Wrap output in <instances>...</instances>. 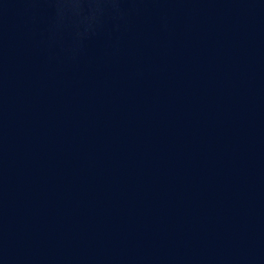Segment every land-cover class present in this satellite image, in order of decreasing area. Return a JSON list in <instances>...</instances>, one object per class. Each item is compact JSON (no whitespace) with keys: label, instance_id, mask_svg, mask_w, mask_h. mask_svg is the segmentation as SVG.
Masks as SVG:
<instances>
[{"label":"water","instance_id":"water-1","mask_svg":"<svg viewBox=\"0 0 264 264\" xmlns=\"http://www.w3.org/2000/svg\"><path fill=\"white\" fill-rule=\"evenodd\" d=\"M0 264H264V0H0Z\"/></svg>","mask_w":264,"mask_h":264}]
</instances>
